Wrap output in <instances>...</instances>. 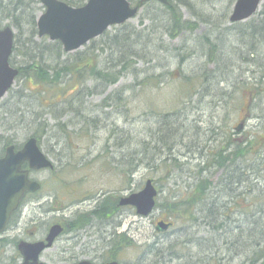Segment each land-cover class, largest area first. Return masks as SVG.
Masks as SVG:
<instances>
[{
  "label": "rangeland",
  "instance_id": "obj_1",
  "mask_svg": "<svg viewBox=\"0 0 264 264\" xmlns=\"http://www.w3.org/2000/svg\"><path fill=\"white\" fill-rule=\"evenodd\" d=\"M7 1L0 0L1 6ZM189 2L193 7L180 10L184 20L195 22L192 30H166L163 21L149 19L148 12L157 3H148L133 18L104 32L122 40L130 31H142L139 56L128 58L116 82L105 88L93 78L74 82L60 75L57 84L38 91L32 81L17 77L0 98V147L4 142L20 146L36 137L53 163L52 169L35 174L43 183L41 192L49 190L67 201L100 188L126 194L129 186L136 192L152 179L159 206L147 216H139L133 207L112 216L114 225H120L110 232L117 237L122 231L130 239L122 264L140 254L143 264H262L253 251L264 222H253L254 207L250 212L239 207L254 199L264 210V185L254 188L259 197L238 196L243 188L230 182L238 176L239 163L226 171L229 159L219 166L217 152L246 133H264V45L258 46L250 33V26L263 15L264 0L251 17L233 24L228 16L235 0ZM31 7L35 17L43 12L39 2ZM9 9L0 8V27L12 26L16 47L11 63L23 66L38 51L22 46L28 26L16 28L21 16ZM41 39L51 47L53 41L47 38L36 34L32 38ZM100 40L98 36L74 52H63L60 59L71 62L76 54L87 52L97 57L99 69L112 66L121 47L107 40L91 48V42ZM210 44L216 47L212 50ZM68 82L74 83V90L63 89ZM229 151L221 154L227 157ZM261 157L264 164L263 152ZM200 178L209 182L207 197L190 207L186 197ZM234 199L239 207H233ZM180 201V206L172 205ZM161 218L173 222V227L157 233L151 222ZM88 233L89 229L79 239L93 240L97 235ZM97 241L101 245V239ZM60 244L57 241L48 254L56 255Z\"/></svg>",
  "mask_w": 264,
  "mask_h": 264
},
{
  "label": "water",
  "instance_id": "obj_2",
  "mask_svg": "<svg viewBox=\"0 0 264 264\" xmlns=\"http://www.w3.org/2000/svg\"><path fill=\"white\" fill-rule=\"evenodd\" d=\"M44 6V12L36 20L37 36H47L49 40L61 43L64 52H72L91 39L105 32L111 25L122 24L133 18L139 9L152 0H138L131 4L128 0H87L83 5L74 7L61 0H39ZM161 4H168V0H155ZM262 0H235L229 22L243 21L252 16L258 9ZM13 46V31L9 26L0 29V98L12 86L18 70L11 67L8 58ZM239 124L236 129H240ZM24 162L27 168L22 169ZM52 169V162L41 152L34 137L29 138L22 147L13 151L9 145L3 157L0 158V231L8 220L11 211L17 206L18 201L27 191H35L39 183L27 178L29 169ZM157 189L153 181L147 179L144 186L128 196L119 200L121 206H132L136 214L147 216L155 207ZM171 223L160 220L155 225L157 232H164ZM60 228L55 225L51 228L47 243H36L23 253L31 262L27 264H44L37 261L38 252L49 246L53 238L59 233ZM28 251V252H27ZM78 264H91L82 261ZM108 264H117L110 262Z\"/></svg>",
  "mask_w": 264,
  "mask_h": 264
},
{
  "label": "trees",
  "instance_id": "obj_3",
  "mask_svg": "<svg viewBox=\"0 0 264 264\" xmlns=\"http://www.w3.org/2000/svg\"><path fill=\"white\" fill-rule=\"evenodd\" d=\"M67 4L72 6H80L83 4L84 0H62ZM135 2L137 0H134ZM32 2H38V0H8L4 6H1L2 9H8V13L13 14L21 19L16 20V25L14 26L20 30V25H27L29 29V36L27 41L22 46L28 51L29 49L37 50V57H30L29 61L26 62L23 66L18 67L19 69V78H24L28 81H32L36 86L38 91L44 90V88H48L49 86L55 85L59 82L60 75H65L70 77L74 82H78L79 80L84 81L87 78H93L98 80L101 85L105 88L107 84L115 83L117 77L121 70L124 69V63L130 57H138L139 51L137 49L138 39L142 36L141 30L138 31H130L123 37L111 36L107 33H103V40L93 41L90 43L91 48L95 46V43H102L103 41L106 43L108 41H112L120 45L121 52L115 64L112 66H105L103 69L98 68L97 57L90 56L89 53L85 52L82 54H76L73 58V61L68 62V60H61L60 55L63 54L61 49V44L58 41L49 42L51 47H47L42 44L43 39L39 41H33L32 38L36 34L35 27V15L33 8H30ZM157 3V6L154 9H151L148 12L149 19L163 21V26L166 30L171 31L172 33L180 32L182 29H194L195 22H191L188 20H184L181 16L180 6H189L193 7L189 0H168V4L162 5L156 1L148 2ZM146 3L145 5H147ZM263 15L259 19V21L250 26V33L253 36L257 37L258 46L264 45V7H263ZM226 14L224 13L222 18H226ZM14 16H11L14 18ZM233 24V23H231ZM207 41L208 38L205 37ZM17 45V44H16ZM211 49L213 50L216 45L210 44ZM15 43L14 48L15 49ZM25 55V53H22ZM51 72V73H50ZM74 90V83L69 84L66 88ZM23 90L21 87L18 91ZM83 91L91 92V89H87L86 87L82 88ZM19 99L23 98V95H18ZM261 133V132H260ZM257 134L256 132L246 133L244 138L241 140H229L230 144L226 145L223 149L217 152L218 163L219 166H223L225 164V160L229 159L228 165L226 167V171L231 164L234 162L239 163V169H237L238 176L230 182V185L235 184L236 188L242 187L243 192L238 196L243 195L251 196L255 198V193L258 195V191L255 192L254 188H258L259 186L264 185V164L262 163L261 152L264 153V135ZM262 135V137L260 136ZM228 142V141H227ZM227 149H231L229 151V155L224 157L221 152ZM235 169L228 170V172H234ZM226 173V172H225ZM228 176V175H227ZM252 178L249 180V178ZM246 182H249L248 185H243ZM209 190V182L205 178L198 179L197 183L194 185L192 191L187 195V203H189L190 207L197 206L202 200H205ZM115 196V195H114ZM259 197V195H258ZM244 200V198H242ZM182 201L177 203H172L173 206H180ZM261 204V201L252 200V202L245 203L244 206H240L237 200H233V207H239V209H246L247 211H252L254 207L255 213H251L255 216L253 222H264L262 214L264 213L263 208H257L258 205ZM156 202L155 207L159 206ZM250 206V207H249ZM221 227V225H220ZM219 229V227H218ZM260 238L256 243V247L254 249V255L263 260L264 264V229L260 231Z\"/></svg>",
  "mask_w": 264,
  "mask_h": 264
},
{
  "label": "flooded vegetation",
  "instance_id": "obj_4",
  "mask_svg": "<svg viewBox=\"0 0 264 264\" xmlns=\"http://www.w3.org/2000/svg\"><path fill=\"white\" fill-rule=\"evenodd\" d=\"M13 48L12 46L8 61L11 66L18 68L20 66L11 63ZM9 145L13 146V151H17L23 143L19 146L4 142L0 147V158L4 156ZM26 167L27 162H24L22 169ZM40 172L42 171L29 170L26 172L27 178L37 181L40 187L22 195L0 231V264L30 263L31 260L25 256L23 250H29L31 245L36 243L46 244L50 230L55 225L60 228V231L49 246L38 252V262L78 264L86 260L91 264H108L110 262L122 264V260L125 259V251L130 245V239L122 231L117 237L115 236L114 226L120 225V222H116L114 225L112 216L115 214L120 216L126 208L119 205V200L122 196H128L131 193L129 186L126 194H121L122 190L100 188L95 193L88 192L67 201L49 190L46 193L41 192L43 183L35 176ZM60 180L62 182V179ZM64 184L66 185V182ZM110 228L114 230L110 232ZM83 229L85 232L89 229L87 234L89 236L94 233L97 235L93 236V240H80L79 237L84 232ZM99 238L102 241L101 245L97 241ZM57 241L61 242L62 246L59 250L57 249L56 255H49L48 251L55 248ZM92 243L93 245L90 246ZM129 261L123 262L125 264H143L144 262L141 254L137 260ZM161 262H165V260L163 259Z\"/></svg>",
  "mask_w": 264,
  "mask_h": 264
}]
</instances>
